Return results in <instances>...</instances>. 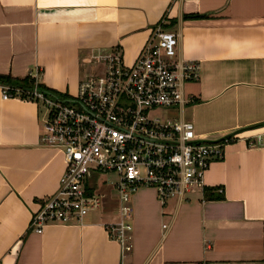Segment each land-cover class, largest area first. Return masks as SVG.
I'll list each match as a JSON object with an SVG mask.
<instances>
[{"label":"crops","instance_id":"0c3cea01","mask_svg":"<svg viewBox=\"0 0 264 264\" xmlns=\"http://www.w3.org/2000/svg\"><path fill=\"white\" fill-rule=\"evenodd\" d=\"M161 19L176 28L179 54L199 64L184 84L196 133H233L204 174L205 192L162 204L153 187L138 188L125 256L108 232L119 220L108 183L82 223L30 230L64 156L39 142L40 106L3 98L0 86V264H264V0H0V74L36 73L46 88L75 93L91 52L117 48L132 63Z\"/></svg>","mask_w":264,"mask_h":264},{"label":"built area","instance_id":"2783aa9c","mask_svg":"<svg viewBox=\"0 0 264 264\" xmlns=\"http://www.w3.org/2000/svg\"><path fill=\"white\" fill-rule=\"evenodd\" d=\"M178 47V32L161 19L132 63L117 48L98 50L89 59L100 70L84 75L75 93L29 92L40 106V144L61 152L65 162L58 189L38 200L30 230L82 223L101 208L99 186L108 183L119 201V220L108 232L125 256L132 249L131 199L138 188L153 187L162 204L203 189L211 160L222 156V142L233 133L202 138L185 117L184 106L193 99L184 84L198 78L199 64L183 58ZM1 88L3 98L18 97ZM261 141L257 135L254 144Z\"/></svg>","mask_w":264,"mask_h":264},{"label":"trees","instance_id":"16d2710c","mask_svg":"<svg viewBox=\"0 0 264 264\" xmlns=\"http://www.w3.org/2000/svg\"><path fill=\"white\" fill-rule=\"evenodd\" d=\"M192 17H202L203 14H190ZM0 85L7 88V92L11 96H18L21 99H31L32 95L29 92L32 91L33 88L43 92L46 95H56L57 92L46 88L41 82H39L35 76L28 73L23 77H14L8 74H0ZM31 97V98H29ZM32 100V99H31ZM205 192V186L203 187ZM206 191V196H209Z\"/></svg>","mask_w":264,"mask_h":264},{"label":"rangeland","instance_id":"374dc122","mask_svg":"<svg viewBox=\"0 0 264 264\" xmlns=\"http://www.w3.org/2000/svg\"><path fill=\"white\" fill-rule=\"evenodd\" d=\"M173 30H176V28H172ZM177 31V30H176ZM85 62L87 63L88 62V64H89V66L87 65V67H85V70H84V73H86V74H88V73H92V72H98L99 70H100V66H98V65H100V63H92L91 61H89V60H85ZM91 64H92V66H93V68L91 69ZM85 74V75H86ZM190 104L188 103V104H186L185 106H184V115H185V117H187L188 119L190 118L189 117V113H190V106H189ZM114 177H115V175L114 174H112V175H110L109 176V180H112V179H114Z\"/></svg>","mask_w":264,"mask_h":264}]
</instances>
